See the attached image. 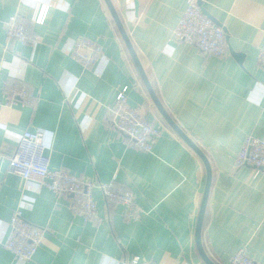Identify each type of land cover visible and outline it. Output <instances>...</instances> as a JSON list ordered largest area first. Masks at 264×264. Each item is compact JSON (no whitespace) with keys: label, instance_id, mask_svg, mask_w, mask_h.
<instances>
[{"label":"crops","instance_id":"1","mask_svg":"<svg viewBox=\"0 0 264 264\" xmlns=\"http://www.w3.org/2000/svg\"><path fill=\"white\" fill-rule=\"evenodd\" d=\"M46 1L52 5L48 18L36 24L33 4L0 0V264H119L133 256L156 264H207L196 243L205 164L155 105L106 1ZM112 2L157 96L211 163L206 253L215 264H232L245 246L264 264V172L235 164L248 135L264 141V66L257 60L264 0H206L205 12L226 31L221 58L173 36L187 0ZM15 14L39 43L7 39L5 22ZM79 38L103 47L97 65L85 68L72 57L70 46ZM13 86L25 87L34 103H8ZM124 87L128 103L162 129L151 152L129 146L112 126L109 108ZM26 130L45 132L52 168L133 190L143 217L127 220L123 205L98 189L103 222L95 225L72 212L68 197L8 172V158ZM19 208L47 229L31 262H19L3 244Z\"/></svg>","mask_w":264,"mask_h":264},{"label":"built area","instance_id":"2","mask_svg":"<svg viewBox=\"0 0 264 264\" xmlns=\"http://www.w3.org/2000/svg\"><path fill=\"white\" fill-rule=\"evenodd\" d=\"M33 4L32 21L44 24L51 10V3L46 0H25ZM206 0H187L175 28L173 36L182 44L197 48L207 56L221 58L227 53V36L224 27L211 18L204 10ZM6 36L9 41L37 44L39 35L32 33L25 20L19 15H12L5 22ZM74 59L83 67L97 65L103 57V47L90 38H79L72 42L69 50ZM259 64L264 66V47L257 54ZM128 87L117 95L116 102L109 108L112 126L125 136L127 144L141 151L151 152L158 141L162 129L149 120L140 106H131L127 101ZM7 102H21L30 105L35 97L23 86H13L7 93ZM0 158H5L0 149ZM235 164L237 167L252 164L264 172V141L252 134L238 152ZM8 172L20 175L26 181H36L49 188L57 196L70 199L72 212L85 221L100 225L103 218L95 200L96 190H101L106 200L123 205L124 216L129 221H138L145 213L137 201L135 192L129 188L113 183H100L71 173L66 169L51 167V158L42 130H26L18 141L15 154L8 158ZM0 174V184L2 183ZM10 232L3 242L19 262L34 260L47 229L29 221L23 215L22 208L17 209L9 221ZM119 264H156L154 261H143L139 256L122 260ZM232 264H258L247 252L245 246L237 250Z\"/></svg>","mask_w":264,"mask_h":264},{"label":"water","instance_id":"3","mask_svg":"<svg viewBox=\"0 0 264 264\" xmlns=\"http://www.w3.org/2000/svg\"><path fill=\"white\" fill-rule=\"evenodd\" d=\"M112 15L113 18L125 40V43L131 53V56L135 62L136 68L138 70V72L140 73L144 83L146 84V87L155 103V105L157 106V108L159 109V111L161 112V114L163 115V117L166 119V121L169 123V125L185 140V142L199 155V157L203 160L205 167H206V171H207V178H206V185H205V190H204V194H203V198H202V203H201V207H200V213H199V217H198V221H197V228H196V243H197V247L199 250V253L201 254L203 260H205V262L207 264H215L210 257L208 256V254L205 251V248L203 246V242H202V229H203V224H204V219H205V214H206V209H207V205H208V201H209V197H210V191H211V186H212V180H213V172H212V167H211V163L209 161V158L207 157V155L203 152V150L180 128V126L175 122V120L172 118V116L168 113V111L166 110V108L164 107L163 103L161 102V100L159 99V97L157 96L155 89L153 88L152 83L150 82L146 71L143 67V64L141 63L139 56L131 42V39L126 31V28L112 2V0H105ZM136 8L138 9V2H136ZM205 10V9H204Z\"/></svg>","mask_w":264,"mask_h":264}]
</instances>
